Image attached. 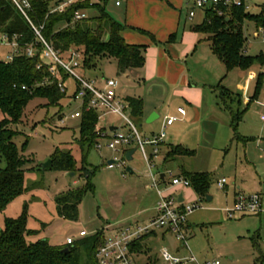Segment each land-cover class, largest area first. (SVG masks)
I'll list each match as a JSON object with an SVG mask.
<instances>
[{
  "label": "rangeland",
  "instance_id": "obj_1",
  "mask_svg": "<svg viewBox=\"0 0 264 264\" xmlns=\"http://www.w3.org/2000/svg\"><path fill=\"white\" fill-rule=\"evenodd\" d=\"M120 10L113 3L107 7V12L115 17H119ZM245 11L264 14V0H245ZM96 12L90 10L92 15ZM200 19L201 14L198 13L193 20L185 23V32L195 35L197 49L193 55L190 54L191 49L188 57L182 58L187 62L185 68L188 79L199 86L213 74L218 75L215 70L211 75L207 56L200 55V51L207 49L203 34L190 30V25ZM65 26L66 22L61 21L56 29ZM242 31L245 37L244 54L253 58L263 56L260 60L264 59L263 31L250 20H244ZM178 33L176 45L181 50L183 45L179 44ZM144 34L139 36L152 40L148 34ZM143 43L146 42H139ZM8 49L0 46V59ZM173 69L169 72V80L164 76L145 74L142 75L145 78L143 81L134 75L127 77L121 74L116 59L104 58L95 69L86 73L96 81L98 87L104 85L105 79H116V93L120 98L135 96L143 100L144 116L135 118L131 115L143 137L150 136L152 131L164 130L166 143L181 144L194 151L193 155L164 158L166 162L161 160L159 154L152 159L154 174L158 176L164 173L168 178V172L179 175L183 167L186 171L206 172L210 177L207 195L211 199L196 196V202H192L199 207L188 216L190 230L187 229L185 233L186 247L174 235L168 233L163 238L162 230L156 229V235L147 240L148 245L145 244L142 251L134 255L136 264H166L160 256L162 248L178 256L193 255L199 262L218 259L221 264H264V122L260 120V115H264V62L255 59L245 69L232 68L226 71L222 79L221 84L239 102L234 98L227 104L233 110L245 109L236 126L238 138H234L231 118L219 96V90L215 89L216 96L209 97V101L204 100L202 104L193 91L171 94L169 81L177 74L176 71L173 73ZM68 82L71 93L73 80L69 78ZM188 101L191 103L188 104ZM64 105L62 122L59 114L55 113L57 107L47 110L45 101L34 99L25 108L22 121L11 125L18 132L14 140L21 150L28 139L26 149L22 151L27 158L25 186L28 191L16 197L0 213V228H3L7 217L19 218L26 208L27 227L40 231L32 240L43 238L52 244H64L69 236L78 239L82 230L87 232V236L94 235L98 230L109 235V231L105 232L108 224L142 219L140 210H151L157 199L152 187L151 171L142 152L138 149L131 161L126 159L123 149L136 148L137 141L114 151L107 146L108 138L99 139L102 148L93 146L86 149L87 156L84 158L77 143L80 117L70 116L78 109L79 102L67 101ZM178 106L185 110L187 119L163 128L161 123L164 115L168 111L175 113ZM102 113L100 126H116L124 134L129 132L128 123L119 114L106 109ZM154 113H157L158 118L149 122ZM57 147L70 150L74 155L77 168L73 173L56 170L50 165L43 167ZM145 147L149 153L152 146ZM110 160L118 163L109 168L107 165ZM82 167L89 171L96 169L90 182L83 175ZM128 167L133 169L132 173L127 171ZM221 178L225 179V184L219 188L216 181ZM89 183L91 187H87ZM76 187L87 189L79 207V219L72 221L58 215L56 196ZM237 187L241 193L261 194L259 213L238 219H230L225 215L222 210L231 206Z\"/></svg>",
  "mask_w": 264,
  "mask_h": 264
},
{
  "label": "trees",
  "instance_id": "obj_2",
  "mask_svg": "<svg viewBox=\"0 0 264 264\" xmlns=\"http://www.w3.org/2000/svg\"><path fill=\"white\" fill-rule=\"evenodd\" d=\"M29 1L30 20L36 27L41 28L44 38L52 43L61 56L67 57L71 50L81 53L82 64L79 71L83 75L87 76L88 70L95 69L99 61L104 58L116 59L121 74L144 66L147 45L127 42L123 35L126 25L114 19L107 12V7L100 5L96 14L90 18L72 22V12L75 7L64 13H49L47 0ZM222 11L223 14H218L211 8L205 9L203 20L192 29L203 34V40L208 42L212 53L224 64L226 71L235 67L245 69L255 59L264 62V59L260 60L263 56L253 58L244 54L245 37L242 31L244 20H250L263 31L264 35V14L249 13L245 11L243 5L222 7ZM61 21L66 22V26L56 29V25ZM1 31L19 34L22 45L36 39L33 26L12 0H0ZM140 32L148 34L154 43H158L149 32L144 30ZM39 61L38 56L29 58L25 54L16 56L10 62L0 59V114L2 116L0 120V213L16 197L28 191L25 186L27 158L22 153L26 149L28 139L21 150L14 140L18 132L11 125L22 121L25 108L34 99L45 101L47 110L50 107H57L58 110L55 113H58L60 118H63L64 103L71 101V94L69 91L61 90L47 64L38 68ZM63 75L64 78H68L65 73ZM47 79L49 82L46 81ZM24 85L26 88H23ZM213 88L219 90V96L229 112L234 138L240 137L236 126L245 109L233 110L227 104L236 96L222 84ZM126 101L131 107V115L140 118L143 113V100L140 97L129 96ZM98 122L99 112L96 109L84 107L80 117V137L77 142L84 158L87 156L86 149L96 146L101 139L100 131L97 130ZM193 153V150L181 145H172L165 154V158ZM51 159L52 163L49 167L56 170L73 172L77 168L75 157L70 150L57 147ZM95 170L89 171L82 167L83 175L89 182ZM182 175L188 179L189 186L200 199L207 196L210 177L206 172L182 171ZM91 186V183L87 185V187ZM87 187L70 188L56 196V210L60 217L72 221L79 219V207ZM39 234V230L27 227L26 208L19 218L7 217L5 226L0 228V264H98L97 249L105 238L102 230H98L91 236L76 238L72 244L66 242L52 244L48 239L43 238L32 240ZM145 236L133 243V250L140 249V242ZM65 248L68 250L65 251ZM85 257L86 261H84Z\"/></svg>",
  "mask_w": 264,
  "mask_h": 264
},
{
  "label": "built area",
  "instance_id": "obj_3",
  "mask_svg": "<svg viewBox=\"0 0 264 264\" xmlns=\"http://www.w3.org/2000/svg\"><path fill=\"white\" fill-rule=\"evenodd\" d=\"M20 12L33 26L36 39L30 43L22 45L19 41L20 35L17 33L10 34L9 32H0V46L7 47L8 52L4 54L1 60L5 62L12 61L16 56L25 54L29 58L38 56L40 61L38 68L47 64L48 69L62 91H69V78L73 80V90L71 94V101L77 100L79 107L71 113V118L81 117L82 110L96 109L99 112V121L103 116V110L119 114L129 125V132L122 133L118 128L111 130L97 124V130L100 131L101 139L108 138L107 146L114 150H122L123 146L129 145L137 141L139 149L142 152L144 159L147 161L151 170L152 187L157 193V200L154 204L155 216L146 224H141L137 220L129 221L122 226L115 228L109 235H105L104 240L98 246L97 260L98 264H136L134 255L136 251L133 250V243L142 238L144 235L150 234L157 228L168 229L177 240L186 247V224L188 216L197 208L198 205L193 203H182L179 201L178 195L175 191L165 193L163 189L159 188L158 176L153 173L154 163H152V156H156L157 146L163 142L166 133L160 130L156 134L143 137L136 125L131 119V107L126 99L117 96L116 79H105L104 85L98 87L96 81L83 75L79 71L82 64V55L77 50L68 52L67 57L61 56L60 52L54 48L52 43L47 41L41 33V28L36 27L29 18L28 11L31 8L29 0H12ZM49 2V13H64L70 8H74L72 12V22L90 18V10L98 9V6L103 5L107 7L110 3L116 6H121L124 0H47ZM192 3L188 10V17L192 18L195 14V9L205 10L211 8L216 10L218 14H223L222 7L229 6H245V0H188ZM220 6V7H218ZM68 78H64L63 74ZM46 81L49 82V79ZM23 88H26L24 85ZM179 113L184 114L183 108L177 109ZM129 114V115H128ZM177 119L176 116H167L165 118L164 126L171 125ZM264 121V115L260 116ZM62 122L64 121L61 118ZM146 145L153 146L152 154L146 150ZM97 148H102L100 142L96 144ZM125 156L128 152L123 149ZM125 162V160L123 161ZM118 161H109L108 167L113 168ZM217 186L222 188L225 179L221 178L216 181ZM167 185L172 187H188L189 181L181 175H172L168 172ZM261 211V195L259 193H241L236 194L235 200L230 207L225 209L228 218H238L242 215L257 214ZM87 235V232L82 230L78 237ZM76 236H69L66 238V243H74ZM160 256L166 264H221L218 259L210 261L199 262L193 255L178 256L172 254L166 248L160 250Z\"/></svg>",
  "mask_w": 264,
  "mask_h": 264
},
{
  "label": "crops",
  "instance_id": "obj_4",
  "mask_svg": "<svg viewBox=\"0 0 264 264\" xmlns=\"http://www.w3.org/2000/svg\"><path fill=\"white\" fill-rule=\"evenodd\" d=\"M191 5L192 3L188 0H124L121 6L115 5L116 7H118V9H121L120 12L118 13L119 17L112 16L111 14L110 15L114 19L119 21L120 23L126 25L127 28L123 31V35L127 42L131 44H139V42H146L143 44L147 45L144 66L139 69L131 70L125 73L124 75H126L127 77L130 75H134L140 79H143L144 81L145 78L143 76L145 74L147 75L155 74V75L164 76L167 80H169V72L172 71L173 68H175L173 69V73H175L176 71L177 74L173 75L172 78L170 79L171 81H169V83H171V89H170L171 94L179 95V94H185L184 92L186 90L188 92L193 91L192 93L196 95V98L198 97V99H201L200 104H202L204 100L209 101L208 100L209 97L216 96V92H215L216 88H213V87H216L218 84L222 83V79L226 75V69L224 67V64L212 53L208 42L203 40L207 45V49L206 50L203 49L202 51H200V55L204 57L207 56V60H209V67L211 68V75H212V71L214 70L216 71V74L218 75L216 76L213 74L209 79L204 81V83L201 86L197 85V83L192 84L191 81L188 79L187 71L185 68L187 65V62L185 59L183 60L182 58L183 57L187 58L188 53L191 51V49L192 51L190 54L193 55V52L196 51L197 47L195 44V35L194 34L192 35L189 32L188 33L185 32V28H184L185 23L187 20H193V18L198 13H200L201 19L193 23L192 25H190V30L194 31L192 29L193 26L196 24H199L204 18L203 10L201 9H195L194 16L192 18H189L188 10L191 7ZM139 30L140 31L144 30L152 34L155 40L158 41V43H154L152 40L148 41L147 39H142V37L139 35H143L144 33L140 32ZM178 32H180L179 44L183 45V48L181 50L176 45L177 38H178L177 35L179 34ZM196 33H199V32H196ZM199 40L202 41V39H199ZM162 44H164L165 46L163 47ZM139 45H142V44H139ZM219 69H222V71ZM197 86L199 88H193ZM187 103L190 104L191 101H188ZM178 108H180V106L176 108L175 113H170V111H168V113L164 115L162 119V123H161L162 126H164L165 118L167 116L177 117V119L171 125H173L176 121H182L183 119H187V113L185 112V110L183 109L184 114H181L178 112L177 110ZM143 116H144V113H142L141 117ZM156 118H158V115L157 113H154L150 121H153ZM171 125H168V126H171ZM113 127H115V129L118 128L116 126H113ZM151 133L156 134L158 132L152 131ZM172 145H181V144L166 143L163 140V142L158 144L157 155L152 156L151 161L152 159L156 158L159 154H161V160L163 162H166V160L164 161L165 154L167 153V151L170 149V146ZM129 150H132V149H129ZM152 151H153V146L151 147L149 154H152ZM181 168H182L181 171H186L183 169V167ZM179 175L183 176L182 172ZM159 180H160V183H159ZM167 181H168V178L166 177L164 173H160L158 175L159 188L163 189L165 193H170V192L175 191L178 197L179 195L182 196L181 202L184 204L196 202V199H197L196 196L197 197L199 196L194 192V190L190 186L188 187H177L176 186V187L170 188L167 185ZM238 192H240V190L237 187V189L234 191L231 205L233 204L236 194ZM156 195L157 193L155 194V196ZM261 204H262V196H261ZM225 209L226 208H224L222 211L226 215ZM140 213L141 215L143 214L142 219L140 220L133 219V220H137L141 224H146L151 219H153L155 216L154 206L151 208V210L142 209L140 210ZM252 215H255V214H252ZM244 216H248V215H242L238 218H241ZM238 218H233V219H238ZM129 221H132V220L120 222L118 224H108L105 229V232L109 231L111 233L113 229L118 228ZM189 224L190 222L188 219L187 224H186V230L187 229L190 230ZM157 229L162 230L161 235L163 238L168 233L173 235L166 228H157ZM153 235H156V229H154L153 232H151L150 234H147L143 238V240L140 242L141 247L138 251H136V255H138L142 251V249L144 248V245L147 244V240ZM181 245L184 246L182 243Z\"/></svg>",
  "mask_w": 264,
  "mask_h": 264
},
{
  "label": "water",
  "instance_id": "obj_5",
  "mask_svg": "<svg viewBox=\"0 0 264 264\" xmlns=\"http://www.w3.org/2000/svg\"><path fill=\"white\" fill-rule=\"evenodd\" d=\"M150 121V120H149ZM115 129V127H111V130H114ZM136 151H137V148H133L132 150H129L128 152H127V154H126V159L128 160V161H131L132 159H133V157H134V154L136 153ZM111 161H113V160H110V162ZM52 163V159H49L47 162H45L44 164H43V167L45 168L46 166H48V165H50ZM127 171L128 172H130V173H132L133 172V169L131 168V167H128L127 168ZM73 173V172H72ZM179 201H181L182 200V196L181 195H179ZM211 198H210V196H206V200H210ZM68 250V248H65V251H67Z\"/></svg>",
  "mask_w": 264,
  "mask_h": 264
}]
</instances>
